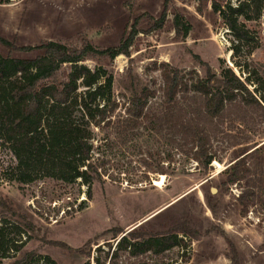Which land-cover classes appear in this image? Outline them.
I'll return each mask as SVG.
<instances>
[{"label": "rangeland", "instance_id": "obj_1", "mask_svg": "<svg viewBox=\"0 0 264 264\" xmlns=\"http://www.w3.org/2000/svg\"><path fill=\"white\" fill-rule=\"evenodd\" d=\"M231 2L236 4L235 0ZM164 10L166 21L162 28H156V19ZM177 14L192 27L187 37L177 34L174 24ZM134 23L138 33L129 56L120 54L113 60L88 59L81 63L92 70L103 66L113 75L110 105L115 102L117 106L110 114L112 121L116 122L124 114V85L132 77L142 85L163 86L160 68L163 62L185 72L195 69L203 75L204 69L197 58L200 57L218 74L224 66H229L242 79L253 70L264 78V8L259 20L247 23L254 40L235 54L230 29L213 11L211 1L12 0L9 4L0 3V37L17 45L59 41L77 47L86 42L97 48L115 47L129 34ZM0 52L13 57L36 54L10 51L1 42ZM255 86L248 83L258 98L260 94L255 92ZM162 100L160 90L151 98V104ZM255 117L251 123H236L233 130L238 140L236 145L227 139L212 141L216 159L207 170L147 129L140 128L133 135L125 133L116 123L93 127L94 157L103 182H94L91 199L87 196V185L80 180L63 183L40 178L21 183L8 179L17 159L0 140V216L15 220L19 214L26 216L34 229L29 232L24 251L43 257L49 255L57 264L87 261L96 264L97 257L103 262V251L108 249L106 243L111 242L115 247L123 235L136 227L149 234L173 230L187 243L162 255L148 254L146 260L150 264H232L228 255L234 253L233 249L242 264H264V121ZM239 147L248 148L242 157L258 167L249 184L252 194L245 202L239 196L248 186L247 179L225 187L222 184L226 170L235 162L233 150ZM160 167L166 179L163 189L154 185L162 175L158 171ZM209 194L217 206L216 212L208 203ZM81 205L86 207L79 210ZM184 228L187 233L183 232ZM114 229H122L123 233L114 238ZM105 231L109 232L94 240ZM195 232L197 236L193 235ZM120 262L129 264L127 255L123 254Z\"/></svg>", "mask_w": 264, "mask_h": 264}, {"label": "trees", "instance_id": "obj_2", "mask_svg": "<svg viewBox=\"0 0 264 264\" xmlns=\"http://www.w3.org/2000/svg\"><path fill=\"white\" fill-rule=\"evenodd\" d=\"M198 1L212 2L213 11L230 29L235 54L254 40L247 23L261 18L264 0H235L236 4L231 0L226 3ZM11 2L0 0L5 4ZM165 21L164 10L156 19V28H162ZM174 24L177 34L183 37L192 29L179 14L175 15ZM137 33L134 23L118 46L108 48H97L89 42L77 47L59 41H45L36 46L17 45L0 37V42L10 51L36 53L33 57H13L0 52V140L17 159L8 179L21 183L40 178L63 183L80 180L87 185V196L91 199L94 182H103V174L94 157L93 127L116 123L125 133L133 135L140 128L147 129L207 170L216 159V153L212 152L214 139H227L236 145L238 140L233 130L238 121L251 123L256 120L255 116L264 121L263 76L253 70L242 79L229 66H224L218 74L200 57L197 58L204 69L203 75L195 69L185 72L168 62L161 63L163 86L159 88L142 85L132 77L124 85V114L116 122L112 121L110 114L117 106L115 102L110 105L113 75L103 66L92 70L81 63L88 59L113 60L120 54L129 56ZM248 83L256 85L258 98ZM160 90L162 102L151 104V98ZM247 150V147L233 150L235 162L226 170L222 182L225 187L247 179L248 186L239 196L241 202L252 194L249 184L258 169L247 157H242ZM168 158L172 160L171 156ZM158 171L165 174L162 167ZM207 199L216 212L212 194ZM85 207L81 205L79 210ZM19 215L16 220L0 216V264H57L49 255L43 257L33 251H24L34 224L26 216ZM186 230L184 228L183 232ZM108 232L97 235L94 240ZM121 233L122 229H114V238ZM193 235L197 236V232ZM106 244L104 261L97 257L96 264H122L123 254L127 255L129 264H150L146 260L148 254L158 256L175 246L187 245L173 230L149 234L138 227L123 235L115 247L111 242ZM233 250L234 253L228 255L232 264H242ZM87 255H91V250Z\"/></svg>", "mask_w": 264, "mask_h": 264}, {"label": "bare ground", "instance_id": "obj_3", "mask_svg": "<svg viewBox=\"0 0 264 264\" xmlns=\"http://www.w3.org/2000/svg\"><path fill=\"white\" fill-rule=\"evenodd\" d=\"M218 167H221V163L218 161L215 162ZM165 174H162L161 177H159L157 180H155L154 185L157 186L159 189H163V186L165 185Z\"/></svg>", "mask_w": 264, "mask_h": 264}]
</instances>
